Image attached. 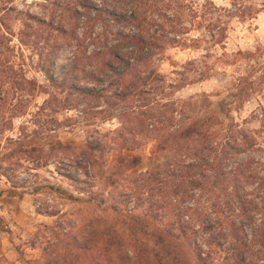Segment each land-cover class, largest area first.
<instances>
[{
	"label": "rangeland",
	"instance_id": "374dc122",
	"mask_svg": "<svg viewBox=\"0 0 264 264\" xmlns=\"http://www.w3.org/2000/svg\"><path fill=\"white\" fill-rule=\"evenodd\" d=\"M54 3L55 0H13L19 12L10 14L14 32L29 31L35 33L34 38L48 37L44 31H38L37 23L28 14L55 19L71 27L66 18L69 12L61 6L55 7ZM109 4L121 6L116 0H109ZM160 7L177 16L173 22L180 25L181 21L184 26L178 45L156 51L155 68L164 82L141 87L136 96L122 102L117 110L110 103L113 99L107 97L98 108L96 103L80 102L69 89L53 86L42 67L47 57L55 54L51 71L60 80L77 57L83 61L81 68L94 70L97 62L104 60L98 57L104 43L108 40L110 46L116 45L123 40L116 39L118 30L132 35L138 32L136 27L100 24L84 47H80L77 37L59 39L62 49L57 53L39 52L14 38L12 45L16 52L12 60L19 75L35 83V90L29 96L27 91L15 89L12 83L0 84V92L7 100L2 104L1 115L5 118H0V264H30L42 260L48 247L47 238H52L45 226H54L61 217L73 221L78 228L88 218L101 225L106 220L112 223L119 218L107 209L117 195L106 183L110 174L108 165L99 163L94 171L95 180L94 173L90 174L95 185L94 196L98 198L90 203L86 201L89 196L78 191L64 175L70 171L64 167L70 160L66 157L68 153L53 154L52 145L58 142L84 145L88 140L107 141L101 156L110 160L117 158L122 149L120 144L126 143L135 151L124 152L142 156L140 172L145 173L155 161L163 134L200 121L207 140L198 137L191 149L205 144H213L211 148L217 144L229 148L243 145L247 138L254 147L230 154L222 161L221 171L217 170L218 176L210 177L217 185L204 194L197 193L183 203L185 207L190 208L192 204L195 208L210 207L222 202L236 196L237 185L242 186L240 193L251 195L258 178L264 177V0H163ZM153 18L156 20L157 16ZM161 22L166 29L159 35L174 38V34L167 33L172 29L171 21ZM150 29L152 33L159 30L156 26ZM83 32L84 28L79 29L81 40ZM32 37L24 38L33 40ZM122 51L128 58L133 55L131 48ZM87 56L96 57L92 65H85L89 62ZM124 109L130 114L126 119L121 116ZM12 112L16 117H11ZM95 112L98 114L93 115ZM125 122L128 130L121 137L118 130ZM214 149L211 151L216 155ZM172 154L168 152L156 162L162 170L167 171ZM240 169L256 175L250 179L254 184L236 173ZM139 176L127 172L118 182L123 187L140 186L143 181ZM71 196L85 201H75ZM176 211L172 210L170 215ZM61 239L63 244L68 242L64 236Z\"/></svg>",
	"mask_w": 264,
	"mask_h": 264
},
{
	"label": "trees",
	"instance_id": "16d2710c",
	"mask_svg": "<svg viewBox=\"0 0 264 264\" xmlns=\"http://www.w3.org/2000/svg\"><path fill=\"white\" fill-rule=\"evenodd\" d=\"M116 1L121 2V6L113 7L109 0H55V7L61 6L69 12L66 18L68 23H72L71 27L55 19L46 20L28 14L29 19L37 23L38 31L42 30L48 35L34 38L35 33L29 31L14 32L10 14L19 12L13 6V0H0V84L12 83L15 89L27 91L29 96H33L35 90V83L23 74L19 75L12 60L16 52L12 45L14 38L18 37L22 44L39 52L57 53L62 49L59 39L77 37V41H81L80 47H84L85 41L96 34L98 25L111 27L113 23L116 26H134L138 32L131 35L118 30L115 37L123 40L111 46L108 40L104 43L103 50L98 53V57L102 56L104 60L97 62L94 70L81 68L83 61L77 57L61 80L51 71L56 55L52 58L48 56L42 71L53 86L69 89L80 102H87L88 105L96 103L97 108L101 107L103 98L113 99L110 103L117 110L122 102L136 96L141 87L151 82H164L155 68L156 51L180 43L178 37L184 33L183 23L180 21L179 25L173 22L177 16L168 14L160 7L163 0ZM154 15L158 20L153 18ZM162 20L171 21L172 29L167 33L174 34V38L159 35L160 31L166 29ZM152 26L159 30L152 33ZM81 28H84L82 40L79 36ZM27 36L33 40L25 39ZM128 48L133 50L130 58L122 51ZM83 51L87 55V51ZM87 58L89 62L85 65H92L96 59L92 56ZM0 102V118H5V115H1L4 113L2 104L7 100L2 92ZM127 110L121 111L125 119L130 115ZM97 114L95 112L93 115ZM16 115L12 112L11 117ZM126 122L118 130L121 137L128 130ZM201 127L199 121L163 134L155 161L145 173L140 172L142 156L124 152L135 151L133 146L126 143L120 144L121 153L115 160L101 156L107 141L100 139L88 140L84 145L63 142L52 145L53 154L68 153L66 157L70 164L64 167L70 171L64 175L78 191L89 196L86 201L90 203L98 199L94 196L95 185L89 178L90 174L94 173L92 177L95 180L97 175L94 171L99 163L108 165L110 174L106 183L117 195L107 209L112 215L118 214L120 219L112 223L106 220L101 225L97 220L88 218L78 228L73 221L61 217L54 226H45L52 234V238L46 241L45 257L30 264H264V177H259V181L255 179L258 182L252 188L251 195L240 193L242 186L237 185L236 196L210 207L195 208V204H192L187 208L183 205L197 193L204 194L217 185L210 177L215 174V179L218 176L222 161L227 160L230 154H239L254 147L247 138L243 145L229 148L217 144V147H212L216 155L211 151L213 144L191 149L198 137L203 136L202 139L207 140ZM168 152L173 154L166 171L157 163ZM63 164L66 163L63 161ZM127 172L140 175L142 184L121 186L118 180ZM81 173L87 178H83ZM236 173L248 183L256 178V175L244 169ZM71 197L75 201H85L82 197ZM132 204L133 209H130ZM172 210H177L175 215H170ZM63 236L67 238L66 244L61 239Z\"/></svg>",
	"mask_w": 264,
	"mask_h": 264
}]
</instances>
